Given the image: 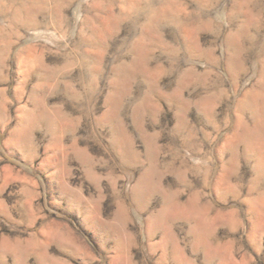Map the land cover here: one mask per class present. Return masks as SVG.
I'll return each mask as SVG.
<instances>
[{
  "label": "rangeland",
  "instance_id": "obj_1",
  "mask_svg": "<svg viewBox=\"0 0 264 264\" xmlns=\"http://www.w3.org/2000/svg\"><path fill=\"white\" fill-rule=\"evenodd\" d=\"M0 264H264V0H0Z\"/></svg>",
  "mask_w": 264,
  "mask_h": 264
}]
</instances>
